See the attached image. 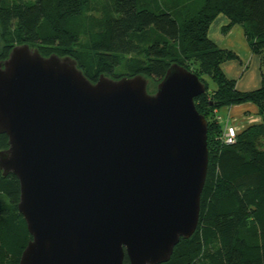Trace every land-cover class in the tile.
<instances>
[{"label": "water", "instance_id": "water-1", "mask_svg": "<svg viewBox=\"0 0 264 264\" xmlns=\"http://www.w3.org/2000/svg\"><path fill=\"white\" fill-rule=\"evenodd\" d=\"M90 82L70 57L28 45L0 60L3 177L19 183L28 241L18 264H164L199 220L205 85L177 64Z\"/></svg>", "mask_w": 264, "mask_h": 264}, {"label": "trees", "instance_id": "trees-1", "mask_svg": "<svg viewBox=\"0 0 264 264\" xmlns=\"http://www.w3.org/2000/svg\"><path fill=\"white\" fill-rule=\"evenodd\" d=\"M218 15L240 25L260 57L258 90L238 92L224 76L220 65L233 55L207 36ZM147 32L154 37L142 44L138 36ZM0 33L1 61L26 44L44 57H70L92 83L101 75H142L157 85L172 64L195 74L205 85L194 104L207 124V174L196 230L164 264H264V0H0ZM122 66L125 72L115 75ZM243 103L256 106L262 123L225 145L217 113ZM18 201L17 178L0 172V264H18L31 239Z\"/></svg>", "mask_w": 264, "mask_h": 264}, {"label": "crops", "instance_id": "crops-1", "mask_svg": "<svg viewBox=\"0 0 264 264\" xmlns=\"http://www.w3.org/2000/svg\"><path fill=\"white\" fill-rule=\"evenodd\" d=\"M228 23L225 16L218 15L207 32L208 38L214 45L233 55L231 59L222 62L220 68L227 79L235 82V89L238 92L258 90L262 85L260 57L251 51L243 28L240 25L228 26ZM217 114L222 129L228 124L235 128L237 134L262 123L258 110L252 103L225 107Z\"/></svg>", "mask_w": 264, "mask_h": 264}, {"label": "rangeland", "instance_id": "rangeland-1", "mask_svg": "<svg viewBox=\"0 0 264 264\" xmlns=\"http://www.w3.org/2000/svg\"><path fill=\"white\" fill-rule=\"evenodd\" d=\"M106 2H107V5H109V4H111L113 2V0H106ZM0 35H1V33H0ZM152 37H154L153 34L150 33V32H147V33H145L143 35L138 36V39H139V41L142 44H147V43L150 42V40L152 39ZM2 49H3V42H2L1 36H0V52L2 51ZM141 58H143V57H141ZM123 72H125L124 66L116 69V71L114 73H115V75H118V74L122 75ZM207 85H208L207 92L210 93L211 90L214 88V86H213V84L209 80H207ZM155 87H156V84H154V83H152L150 81L149 86H148V92L149 93H153L155 91ZM209 176H211V174ZM172 264H175V263H172Z\"/></svg>", "mask_w": 264, "mask_h": 264}, {"label": "built area", "instance_id": "built-area-1", "mask_svg": "<svg viewBox=\"0 0 264 264\" xmlns=\"http://www.w3.org/2000/svg\"><path fill=\"white\" fill-rule=\"evenodd\" d=\"M237 136L235 128L231 125H225L222 133V142L225 145H231L234 143Z\"/></svg>", "mask_w": 264, "mask_h": 264}]
</instances>
